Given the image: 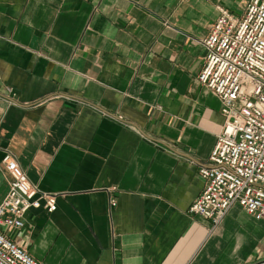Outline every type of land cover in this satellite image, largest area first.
I'll use <instances>...</instances> for the list:
<instances>
[{"label":"crops","instance_id":"1","mask_svg":"<svg viewBox=\"0 0 264 264\" xmlns=\"http://www.w3.org/2000/svg\"><path fill=\"white\" fill-rule=\"evenodd\" d=\"M249 2L0 0V203L11 152L57 205L6 236L42 264H264V220L190 214L224 125L202 42Z\"/></svg>","mask_w":264,"mask_h":264},{"label":"built area","instance_id":"2","mask_svg":"<svg viewBox=\"0 0 264 264\" xmlns=\"http://www.w3.org/2000/svg\"><path fill=\"white\" fill-rule=\"evenodd\" d=\"M218 11L202 42L198 82L219 98L224 125L209 164L199 169L204 189L190 208L214 225L235 205L264 220V0H250L241 17L222 6ZM3 164L12 180L0 203V264H42L1 229L22 230L30 210L53 213L56 199L30 182L13 153L6 152Z\"/></svg>","mask_w":264,"mask_h":264}]
</instances>
